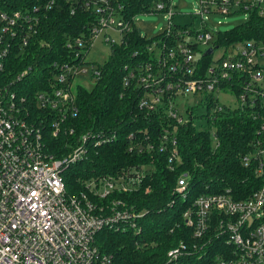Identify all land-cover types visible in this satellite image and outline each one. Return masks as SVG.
Returning a JSON list of instances; mask_svg holds the SVG:
<instances>
[{
  "label": "built area",
  "instance_id": "1",
  "mask_svg": "<svg viewBox=\"0 0 264 264\" xmlns=\"http://www.w3.org/2000/svg\"><path fill=\"white\" fill-rule=\"evenodd\" d=\"M82 2L84 8L91 10L97 18L89 28V37L77 38L80 48L73 58L74 65L62 67L56 84L49 91L41 90L35 96L37 107L46 108L53 116L50 122L53 135L61 131L62 120L78 113V79L88 74L86 67L90 62L87 55L95 39L104 33L109 45L119 44L132 28L109 0ZM53 3L54 0L50 6ZM241 3L246 9L254 7L260 15H264V0H201V10L194 15H199L203 23L193 35V41H187L192 36L188 31H181L174 45V33L167 22L160 33L166 39L152 40L148 46L153 60L126 69L124 85L144 89L138 101L140 108L155 112L163 108L175 125L163 126L157 133L149 129L125 133L127 151L150 158L139 166L90 181L86 185L88 193L68 195L62 173L70 163L85 158L92 143L97 146L112 142L117 133L103 130L83 133L69 155L63 159L55 158L46 150L44 127L29 117L32 106L27 105L26 99L16 91L0 83V264H114L113 256L101 251L97 245V234L104 228L140 234L146 213L145 208L137 209L121 198V194L133 193L140 188L143 180L155 171L158 156L171 171L182 164L176 127L192 122L193 117L189 111V120L184 121L176 107L177 99L186 94L200 95L201 104L206 107V98L213 93L211 118L224 107L218 93L227 92L221 84L232 82L237 73L246 78L243 79L244 92L238 98L234 97V107H256L258 104L264 107V64L261 63L264 61V43L235 45L231 56L226 54L220 60L216 59L204 75L192 78L198 74L199 64H196L197 53L189 48L188 43L208 45L214 34V30L203 20L204 14L228 15ZM154 10L150 13H164L168 21L175 15L171 0L158 3ZM31 20L32 17L21 10L1 11L0 41L22 32L23 45H28L33 31ZM106 29L118 30L120 40L112 39ZM80 53L84 56L78 62ZM2 56L0 54V69L3 66ZM90 72L95 78L100 75L93 65ZM27 73V70L24 71L18 79ZM185 74L190 77L188 80L183 79ZM253 115L254 119L258 118L255 113ZM260 122L255 148L242 162L251 167L257 177L264 178V117ZM213 130V142L217 145L216 129ZM254 153L255 158H251ZM189 190L187 174L183 173L177 181L176 191L187 196ZM183 222L201 241L210 230L215 235L209 241L192 245L191 249L184 242L171 248L167 252L169 264H195L193 260L191 263L179 260L195 256L194 249L203 251L196 264L204 262L210 251L215 254L207 264H264V183L246 199H236L229 189L202 194L186 209Z\"/></svg>",
  "mask_w": 264,
  "mask_h": 264
},
{
  "label": "trees",
  "instance_id": "2",
  "mask_svg": "<svg viewBox=\"0 0 264 264\" xmlns=\"http://www.w3.org/2000/svg\"><path fill=\"white\" fill-rule=\"evenodd\" d=\"M109 1L116 7L120 17L131 23V31L121 43L109 46L108 57L103 64L89 63L100 73L97 82L89 89L82 84L77 87L78 113L62 120L61 131L53 135L50 127L53 116L46 108L37 107L35 96L41 90L49 91L56 84L62 67L74 65L73 58L80 48L76 40L78 37H89V28L96 22V15L84 8L82 0H54L52 6V0H0V12L21 10L32 17L33 31L28 45H23L22 32L15 37L6 36L0 41V54H3L0 83L16 91L26 99L27 105L32 106L29 117L44 127L46 150L55 158L63 159L72 152L83 133L102 130L117 133L112 142L97 146L92 143L85 158L70 163L63 171L67 194L72 196L88 193L86 185L92 180L115 175L122 169L148 161L150 156L127 151L125 133L148 129L157 133L163 126L175 125L162 107L160 112L140 108L138 101L144 89L134 88V85L126 87L123 79L126 69L153 60L148 50L152 40L166 39L164 34L153 38L141 34L135 26V17L155 12L154 7L158 3H168L169 0ZM239 11L247 12L251 18L231 31L214 32L207 45L213 51L224 47L227 52L229 47L248 42L264 43V15H260L254 7L246 9L243 3L232 13ZM167 22L174 33V45L176 38L180 37L179 32L188 31L192 36L197 33L188 24L173 22V18ZM188 46L193 52L203 53L196 59L198 74L192 78L204 75L207 67L217 61L213 58L214 52L204 55L209 48L199 50L196 43L190 42ZM4 49L5 52H2ZM226 52L218 60L225 57ZM83 56L84 53H80L77 61L80 62ZM26 70L27 75L18 79ZM182 76L184 80L190 78L187 74ZM243 76L235 73L234 80L223 82L221 87L238 98L244 92L243 79L246 77ZM210 96L206 98L207 120L209 128L216 129L217 145L213 142L210 130H200L192 122L176 127L182 164L171 171L158 156L155 171L143 180L140 188L133 193L121 194V198L137 209H146L142 232L136 234L104 228L97 234V245L101 251L113 256L114 264H169L167 252L171 248L184 242L191 249L192 245L209 241L215 235L210 230L201 241L193 236V229L184 225L183 214L198 196L229 189L236 199H246L264 183L263 177H257L254 170L242 162L255 148L264 107L258 104L256 107L240 108L223 102L222 110L210 118L214 105L211 102L213 93ZM253 113L259 119H254ZM183 173L187 174L190 183L187 196L176 191L177 181ZM148 188L149 191H146ZM194 251L195 256L181 257L179 260L183 263L193 260L196 264L197 257H202L203 251ZM210 252L201 264L211 260L215 253Z\"/></svg>",
  "mask_w": 264,
  "mask_h": 264
},
{
  "label": "rangeland",
  "instance_id": "3",
  "mask_svg": "<svg viewBox=\"0 0 264 264\" xmlns=\"http://www.w3.org/2000/svg\"><path fill=\"white\" fill-rule=\"evenodd\" d=\"M175 15L173 17V22L178 24H188L191 29L195 31L202 28V19L199 15H194L201 10V0H171ZM164 13H145L139 14L135 17L134 23L138 31L147 37L158 36L166 27L168 18L165 17ZM251 18L250 14L247 12L239 11L236 13H230L228 15H218L214 13L204 14V21L207 23L208 27L212 28L214 32L225 33L231 31L235 27L243 24ZM107 34H110L111 38L119 41L120 34L116 29H106ZM194 37L190 36L187 41H193ZM106 42L104 33H101L94 41L91 51L87 55V60L92 64H103V62L108 57L109 45ZM211 48L207 45H199V50ZM224 47H218L214 50L213 58L218 59L225 54ZM235 52V47H229L226 54L231 56ZM201 53L198 52L195 58L200 57ZM264 64V61H261ZM91 64H87L88 74L82 75L78 79L79 83L84 85L86 88H92L97 82V78L91 76L90 72ZM220 101L228 102L231 106H235V99L229 93L219 92L218 93ZM176 107L178 113L184 119V121L189 120L190 112H192L193 125L200 130L211 131L213 134L214 130L209 128L207 120V110L206 107L201 104L200 95H184L177 99ZM251 158H255L256 154H251ZM220 247V246H218Z\"/></svg>",
  "mask_w": 264,
  "mask_h": 264
},
{
  "label": "water",
  "instance_id": "4",
  "mask_svg": "<svg viewBox=\"0 0 264 264\" xmlns=\"http://www.w3.org/2000/svg\"><path fill=\"white\" fill-rule=\"evenodd\" d=\"M212 53H213V48H209L207 52L205 53V55L212 54Z\"/></svg>",
  "mask_w": 264,
  "mask_h": 264
}]
</instances>
